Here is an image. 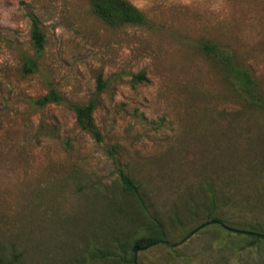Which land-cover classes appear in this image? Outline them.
Instances as JSON below:
<instances>
[{
    "label": "rangeland",
    "instance_id": "374dc122",
    "mask_svg": "<svg viewBox=\"0 0 264 264\" xmlns=\"http://www.w3.org/2000/svg\"><path fill=\"white\" fill-rule=\"evenodd\" d=\"M130 1L147 24L0 0V264H132L160 231L180 244L139 246L138 264H264V243L223 230L264 232V0ZM31 16L46 43L25 73ZM206 44L252 74L256 102ZM52 89L63 101L38 105ZM94 98L102 141L73 107Z\"/></svg>",
    "mask_w": 264,
    "mask_h": 264
},
{
    "label": "trees",
    "instance_id": "16d2710c",
    "mask_svg": "<svg viewBox=\"0 0 264 264\" xmlns=\"http://www.w3.org/2000/svg\"><path fill=\"white\" fill-rule=\"evenodd\" d=\"M93 11L103 21L111 26H122V25H144L148 23L147 16L144 12L137 7L130 0H90ZM32 20V42L35 49L34 56H27L23 66L25 73L36 72L39 68V58L45 50L46 37L41 29L39 19L36 16H31ZM205 51L216 58L219 63L222 64L223 70L231 78L248 97L256 102L259 96L256 93L255 81L252 74L238 66L234 61L233 56L226 51L221 49L217 44H206ZM146 77L143 74L135 76L136 80H143ZM106 85V82L102 77L98 80V90L102 91ZM63 97L55 90L52 89L50 92L40 97L37 100V104L44 106L53 102H62ZM97 98L92 99L86 105H73L77 112V122L85 130L89 131L96 140L102 141L104 136L100 128L95 122L94 111L97 107ZM121 180L125 189L137 198H141L140 185L137 184L132 177L121 170ZM210 222H216L212 220ZM223 230L230 235L244 237L248 239V245L253 246L256 244L264 243V232L249 230V229H235L223 223ZM163 234L160 232H153L152 235H146L139 238L136 241V245L142 247H148L155 244L159 239L158 235ZM129 261V260H128ZM132 264H135L134 258L130 260Z\"/></svg>",
    "mask_w": 264,
    "mask_h": 264
},
{
    "label": "water",
    "instance_id": "95a60500",
    "mask_svg": "<svg viewBox=\"0 0 264 264\" xmlns=\"http://www.w3.org/2000/svg\"><path fill=\"white\" fill-rule=\"evenodd\" d=\"M157 243H163V244L168 245V246H177L180 244V243H173V242L168 241V240H161V241H158ZM138 249H139V246H136V248H135V259H134L136 264H138V262H137Z\"/></svg>",
    "mask_w": 264,
    "mask_h": 264
}]
</instances>
